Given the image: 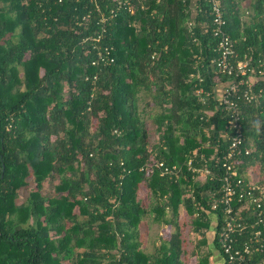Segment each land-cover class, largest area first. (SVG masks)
Returning a JSON list of instances; mask_svg holds the SVG:
<instances>
[{
	"label": "trees",
	"instance_id": "trees-1",
	"mask_svg": "<svg viewBox=\"0 0 264 264\" xmlns=\"http://www.w3.org/2000/svg\"><path fill=\"white\" fill-rule=\"evenodd\" d=\"M220 2L236 60L254 69L256 97L240 83L231 94L246 139L236 176L251 182L250 171H264V0ZM131 4L0 0V264H212L216 250L218 264H230L219 241L225 206L212 207L223 194L213 164L232 131L218 94L240 79L214 63L212 0ZM95 44L115 61L93 64ZM204 157L213 173L196 179L187 162L200 167ZM162 161L180 165V176L162 174ZM181 206L201 237L193 248ZM242 213L240 243L258 228L264 235L253 208ZM147 216L165 225L152 248ZM262 262L264 247L238 264Z\"/></svg>",
	"mask_w": 264,
	"mask_h": 264
},
{
	"label": "built area",
	"instance_id": "built-area-1",
	"mask_svg": "<svg viewBox=\"0 0 264 264\" xmlns=\"http://www.w3.org/2000/svg\"><path fill=\"white\" fill-rule=\"evenodd\" d=\"M213 3V33L219 37L217 51L219 55L214 58V63L219 72L229 75H236L239 82L230 81L222 84L219 91L218 99L229 112V124L232 130L229 137V146L222 156L221 162L215 161L213 167L221 170L219 179L223 194L218 200L213 202V208H217L218 202L224 204L225 213L227 215L222 228L219 231V241L223 252L228 258L230 264H238L247 260L254 252L259 251L264 247L263 230L258 228L255 233L249 236V239L240 243V235L245 229L243 220V210H248L250 207L255 211L257 221L264 226V183L247 182L242 177L236 176L237 158L241 151V147L245 142L244 127L242 122V109L236 99L231 94L232 91L238 88L240 84H247L246 96L249 101L256 97V91L253 89L254 80L247 75L254 70L250 67L247 59L236 60L238 53L235 47V40L226 30V18L221 6L220 0H212ZM125 6L129 10H133L131 0H118V8ZM111 14L107 16L102 13L101 21L105 22L116 14V10L112 9ZM105 26L103 25V31ZM102 35H97L94 38L100 39ZM98 49L93 64L98 66H106L115 61L112 48L109 46H101L95 44ZM251 149L245 150L247 154L251 153ZM161 169L162 174H173L180 176L182 167L178 164L169 165L165 162L156 164ZM188 169L194 172L196 179L207 178L213 173L210 160L204 157L203 165L198 167L194 164L193 159L187 162ZM237 199L241 205L236 208L234 200Z\"/></svg>",
	"mask_w": 264,
	"mask_h": 264
},
{
	"label": "rangeland",
	"instance_id": "rangeland-1",
	"mask_svg": "<svg viewBox=\"0 0 264 264\" xmlns=\"http://www.w3.org/2000/svg\"><path fill=\"white\" fill-rule=\"evenodd\" d=\"M248 5L249 4L245 3L241 6V9H240L244 19H250V12L251 11L249 9H247ZM143 105H144V103L142 102L141 106L143 107ZM152 141L153 142L155 141V135H152ZM263 175H264V171L262 172L261 175L258 174L257 172H252V171H250L248 173V176L252 181L259 180L261 178V176H263ZM47 189H49V186L47 187ZM28 194H29V191L27 189L21 190V200H25L27 198ZM180 212H181V214H185V207L184 206L180 207ZM185 220L187 221V224L184 228V236L189 240V242H187L188 243L187 246H189V248L196 247V245L200 242L201 237L194 230L193 217L185 214L181 222H183ZM164 227H165L164 224L156 222L153 219H151L149 216H147L144 219V223H143L142 229H141L142 232H144V234H145V237H144L145 245L148 247H151L152 246V240H159ZM208 238L211 239L210 236H208ZM209 246L211 247L210 242L208 245H202L201 253L206 254L208 249H209L208 248ZM261 264H264V262H262Z\"/></svg>",
	"mask_w": 264,
	"mask_h": 264
},
{
	"label": "crops",
	"instance_id": "crops-1",
	"mask_svg": "<svg viewBox=\"0 0 264 264\" xmlns=\"http://www.w3.org/2000/svg\"><path fill=\"white\" fill-rule=\"evenodd\" d=\"M144 241V240H143ZM154 243H159V240H152V246L151 247H148V246H146L145 245V242H144V245L146 246V247H148V248H152L153 247V245H154ZM221 257V255H220V252L218 251V250H216V253H214V255H213V258L215 259V261H214V259L212 260V264H218V261H217V259L218 258H220Z\"/></svg>",
	"mask_w": 264,
	"mask_h": 264
}]
</instances>
